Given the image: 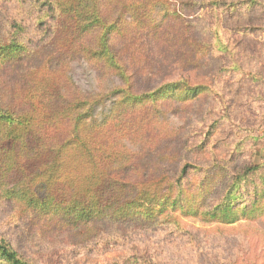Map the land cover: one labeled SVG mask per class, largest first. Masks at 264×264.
Here are the masks:
<instances>
[{
	"label": "trees",
	"instance_id": "16d2710c",
	"mask_svg": "<svg viewBox=\"0 0 264 264\" xmlns=\"http://www.w3.org/2000/svg\"><path fill=\"white\" fill-rule=\"evenodd\" d=\"M0 1L24 11L0 32V69H17L12 85L0 84V200L86 242L106 233L102 228L143 229L168 210L222 224L264 210L257 206L264 189L244 188L264 164L233 166L231 174L217 165L188 193L184 182L196 164L156 150L173 136L160 115L175 102L214 96L217 118L243 113L264 124V0ZM188 9L203 11L200 29L182 15ZM27 17L45 26L40 41L53 35L43 46L50 53L36 55L29 46ZM171 50L188 51L184 60L172 59L182 69L206 65L208 54L215 62L209 79L154 80L157 68H169L163 52ZM77 57L118 82L103 92L81 91L65 70ZM228 91L232 103L224 100ZM153 152L160 159L147 162ZM0 261L30 264L2 238Z\"/></svg>",
	"mask_w": 264,
	"mask_h": 264
},
{
	"label": "rangeland",
	"instance_id": "374dc122",
	"mask_svg": "<svg viewBox=\"0 0 264 264\" xmlns=\"http://www.w3.org/2000/svg\"><path fill=\"white\" fill-rule=\"evenodd\" d=\"M174 5L176 8V4ZM196 12L183 10L182 15L196 22L203 11H199L200 14ZM28 14L31 16L30 12ZM23 16L24 11L18 5L0 1V32L6 24L9 26V22L14 19L20 21ZM25 21L29 41L32 40L29 46L35 49L36 55L50 53L43 46L53 35L49 33L42 42L39 40L40 35L37 37L36 34L45 26L39 29L28 17ZM197 24L200 29L203 23L198 21ZM163 54L169 58L170 62L166 63L169 68H157L154 80L187 79L204 84L209 79L207 75L210 68H215L212 63L214 60L209 59L208 54L204 57L207 64L193 65L194 69L183 63L185 69L173 65L172 59L184 60L188 55L187 50H171ZM201 54L199 52L198 56ZM35 58L38 60L39 56ZM37 60H32V63ZM65 70L77 88L84 92H103L118 82L115 77L101 76L96 68L80 57L68 59ZM16 71V68H1L0 84L4 82L5 85H12ZM261 74L264 75V70ZM229 75L227 71L224 73L227 78L231 76ZM213 98L214 96L204 102L187 105L177 102L167 104L162 108L163 115H160V120L166 123L167 133H172L173 136L156 150H162L166 156L176 153L179 160L185 159L196 164L190 169L184 182L188 193L195 192L200 179L207 173H214L217 165L225 166L229 172L233 166L264 164V124L257 123L258 119L255 117L243 119V113L226 121L217 118L213 107L219 98ZM224 100L233 102L229 91ZM258 101L259 98H256L254 103ZM205 112L211 114L208 113L205 118ZM261 121L264 120L261 118ZM241 138L242 144L238 142ZM156 159L160 157L157 158L155 152L147 156V162ZM173 163L168 162V170L174 166ZM223 170L225 169L216 171V174H221ZM253 179L252 183L244 185L246 190L254 191L256 187L264 189V166ZM224 180L226 178L216 181ZM218 190L212 192L211 196H216L211 199L217 198ZM257 206L264 208V197ZM169 211L157 221L146 223L143 229L132 226L102 228L106 233L99 232L100 234L86 242L75 234L47 229L36 223L32 214L0 200V238L11 244L18 255L30 264H264V210L255 211L246 217L241 216L238 221L230 224L204 223L179 214L171 217ZM114 234L116 241L111 239ZM0 264L4 263L0 261Z\"/></svg>",
	"mask_w": 264,
	"mask_h": 264
}]
</instances>
